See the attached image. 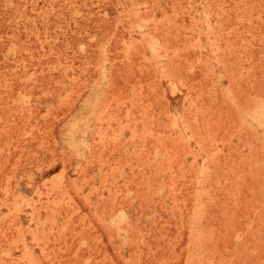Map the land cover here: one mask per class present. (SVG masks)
<instances>
[{
	"label": "rangeland",
	"instance_id": "obj_1",
	"mask_svg": "<svg viewBox=\"0 0 264 264\" xmlns=\"http://www.w3.org/2000/svg\"><path fill=\"white\" fill-rule=\"evenodd\" d=\"M0 264H264V0H0Z\"/></svg>",
	"mask_w": 264,
	"mask_h": 264
}]
</instances>
